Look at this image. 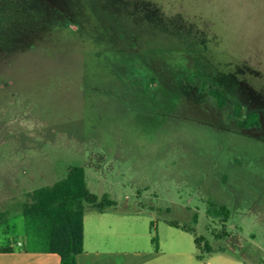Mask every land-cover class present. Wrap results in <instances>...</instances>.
Instances as JSON below:
<instances>
[{"label": "rangeland", "instance_id": "rangeland-1", "mask_svg": "<svg viewBox=\"0 0 264 264\" xmlns=\"http://www.w3.org/2000/svg\"><path fill=\"white\" fill-rule=\"evenodd\" d=\"M68 1L0 0V246L27 242V193L83 167L126 216V250H151L156 235L198 264L201 237L206 262L224 249L264 264L263 127H220L252 87L264 100V0ZM177 64L229 105L209 96L196 111L176 96ZM97 237L89 223L87 245Z\"/></svg>", "mask_w": 264, "mask_h": 264}, {"label": "trees", "instance_id": "trees-1", "mask_svg": "<svg viewBox=\"0 0 264 264\" xmlns=\"http://www.w3.org/2000/svg\"><path fill=\"white\" fill-rule=\"evenodd\" d=\"M148 35H151V40L155 39L151 33L148 32ZM174 67L178 69L176 74L178 76L176 78V96L184 94L178 87L183 86L185 88V86L195 85L197 89H201V92H205V95L214 98L218 106L224 107L228 103L227 96L223 90L215 86L208 89L207 80H197L193 75H191L192 82L197 81L196 83L188 81L187 78L185 80L183 74H185L184 71L186 69L183 70V66L180 64L174 65ZM168 69L171 72L174 68L170 65ZM151 81L154 82L155 79L152 78ZM151 92L148 89L146 93L150 94ZM234 108L236 109V114L241 117V106L239 103H236ZM258 123L257 113H251L242 122L240 121L239 125L249 128L258 125ZM117 206L118 203L116 201L108 197L99 198L90 192L87 185L86 171L83 167H70L67 176L53 186L35 189L26 194V199L22 201L19 210L16 211L24 217L26 222L25 236L27 242L19 249L25 252L34 251L57 254L61 259V264H78L77 257L84 252V219L87 211L94 210L98 213H104L107 210L116 209ZM10 216L8 212L0 213V224L5 222ZM196 220L197 218L195 217V223ZM170 225L186 232L194 233L192 229L182 228L177 224L170 223ZM152 230H154V224H152ZM152 243L155 250L158 251L159 240L156 235L152 238ZM195 243L198 252L201 254L203 251L201 246L203 239L196 237ZM14 251L15 248L0 247V253H13ZM204 251L210 253L211 248L204 244ZM219 251L225 252L224 249H219ZM198 258L202 260L201 255Z\"/></svg>", "mask_w": 264, "mask_h": 264}, {"label": "crops", "instance_id": "crops-1", "mask_svg": "<svg viewBox=\"0 0 264 264\" xmlns=\"http://www.w3.org/2000/svg\"><path fill=\"white\" fill-rule=\"evenodd\" d=\"M90 192L93 193L91 190ZM98 197L111 199L107 194ZM124 218L126 216L119 214L117 209H110L104 213H98L94 210L87 211L84 219V252L77 257L78 264H194L187 253L178 250L163 251L160 245L158 251L155 250L154 245L151 250L146 251L132 252L126 250L132 243L133 236L131 234L125 236L121 231V233L118 232V229H121L119 228L121 223H126ZM127 222L130 223L131 221L127 220ZM89 223L97 225V244L93 247L87 245ZM126 244L128 245L126 246ZM0 247L15 248L13 245ZM221 254L227 257L218 258V264H249L235 255H226L225 252ZM199 255L201 254L198 253L196 256L198 264H212L211 258L206 262L205 257L201 255L202 260H200ZM0 264H61V259L57 254L25 252L15 248L13 253H0Z\"/></svg>", "mask_w": 264, "mask_h": 264}, {"label": "flooded vegetation", "instance_id": "flooded-vegetation-1", "mask_svg": "<svg viewBox=\"0 0 264 264\" xmlns=\"http://www.w3.org/2000/svg\"><path fill=\"white\" fill-rule=\"evenodd\" d=\"M64 3L66 6L69 5V1L68 0H64ZM72 20V19H70ZM136 20V19H135ZM135 20L132 18L131 21L135 22ZM169 72L170 70L167 69ZM176 74V73H175ZM192 75L194 76V78H196V75H195V72L193 71ZM197 79V78H196ZM227 79L229 82H232L234 84H239L241 85L242 89L244 86V81H240L238 80L236 77H234L232 74H230V76L228 75L227 76ZM233 79V80H232ZM176 80V79H175ZM197 81H194L192 83H196ZM177 83V81H176ZM175 83V88L177 87V84ZM180 88V87H178ZM181 89V88H180ZM181 92L184 93L182 95V100H185L184 98L188 97L190 98L192 101H193V104H194V108L196 109L197 111V107H201V105L203 104L204 99H209V96L205 95V92H201V89H197V87L195 85H191V86H185V88H182L181 89ZM226 96H227V99H228V103L224 106V107H220L217 105L216 103V107L218 110H223L225 109L228 105H229V95L228 93H226ZM246 96H248V104L246 106H243L241 103H239V105L241 106V114L242 116H238L236 114V109L233 108L232 109V115L230 116L231 118V122H223L220 127L221 129L227 131L229 130V128L232 127V129H234V131H237L238 133H244L250 129H259L260 131V127H263V131L261 130V133L264 134V100H262L259 96V93L258 92H255V90L253 89V87L251 88V91L250 93L247 92L245 94ZM235 107V106H234ZM180 109L178 108V111ZM199 113V112H198ZM251 113H257L258 115V120H259V123L258 125H255V126H251V127H242L241 125H239V122L243 121L244 119L247 118V116ZM258 131V132H259Z\"/></svg>", "mask_w": 264, "mask_h": 264}]
</instances>
